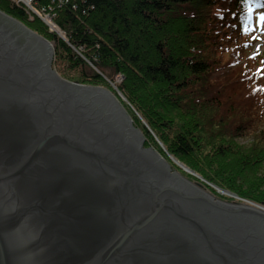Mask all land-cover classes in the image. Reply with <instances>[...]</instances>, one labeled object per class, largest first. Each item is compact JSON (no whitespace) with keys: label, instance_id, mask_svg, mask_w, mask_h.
Listing matches in <instances>:
<instances>
[{"label":"water","instance_id":"1","mask_svg":"<svg viewBox=\"0 0 264 264\" xmlns=\"http://www.w3.org/2000/svg\"><path fill=\"white\" fill-rule=\"evenodd\" d=\"M54 53L0 9V264H264V207L173 170Z\"/></svg>","mask_w":264,"mask_h":264},{"label":"trees","instance_id":"2","mask_svg":"<svg viewBox=\"0 0 264 264\" xmlns=\"http://www.w3.org/2000/svg\"><path fill=\"white\" fill-rule=\"evenodd\" d=\"M262 2L33 0L56 27L17 0L0 9L53 43L63 77L120 93L146 146L264 204V60L248 26Z\"/></svg>","mask_w":264,"mask_h":264},{"label":"rangeland","instance_id":"3","mask_svg":"<svg viewBox=\"0 0 264 264\" xmlns=\"http://www.w3.org/2000/svg\"><path fill=\"white\" fill-rule=\"evenodd\" d=\"M20 1H22V2H24L25 3V6L27 7V10H28V12H29V16H30V20H33V19H35L36 17H38V18H40L47 26H49V27H53V25L55 24V22L53 21V19H52V17L49 15V14H47V15H45V14H43L41 11H39V9H36V7L35 6H33V2H27V1H24V0H20ZM21 2V3H22ZM23 3V4H24ZM261 15L262 14H260V13H258L257 15H254V17H253V19H252V21H253V25H254V35H255V39L253 40V41H251V46H250V48H251V50L252 51H254V52H258V53H260V54H263V57H264V22H262L261 21ZM22 22V21H21ZM25 24V23H24ZM26 25V24H25ZM55 26V25H54ZM48 27V28H49ZM56 27V26H55ZM54 29V28H53ZM43 36V35H42ZM45 37V36H44ZM49 40V39H48ZM50 41V40H49ZM51 42V41H50ZM52 43V42H51ZM52 45H53V43H52ZM54 63H55V53H54V58H53V67L55 68V65H54ZM56 69V68H55ZM57 70V69H56ZM57 72H58V70H57ZM59 73V72H58ZM60 74V73H59ZM61 75V74H60ZM62 76V75H61ZM63 77V76H62ZM65 78V77H64ZM69 80V79H68ZM118 81H121L120 80V76H119V79H118ZM112 86H113V88H117L116 86H115V83H110ZM86 85H89V84H86ZM96 86V85H95ZM98 86H102V87H104V88H107V89H109V90H111L108 86H105V85H98ZM113 91V90H112ZM114 92V91H113ZM114 94L119 98V100H120V96H121V94L120 93H118L119 95H117L115 92H114ZM122 103V102H121ZM126 108V107H125ZM131 116V115H130ZM132 117V116H131ZM134 121V120H133ZM134 124H135V122H134ZM136 125V124H135ZM137 126V125H136ZM138 127V126H137ZM139 128V127H138ZM243 142L245 143V142H247V141H245V140H243ZM146 146V145H145ZM154 147V146H152V145H147L146 147ZM163 149H165V147L163 146V144H162V146H161ZM155 148V147H154ZM156 149V148H155ZM157 150V149H156ZM158 151V150H157ZM160 153V152H159ZM161 154V153H160ZM162 155V154H161ZM163 156V155H162ZM164 157V156H163ZM170 157H173V156H170V155H168V158H166V157H164L167 161H168V163L171 165V167H172V169L173 170H176V171H178V172H180L183 176H185L186 178H188L186 175H184L183 173L185 172L182 168H180L179 167V169H176V168H174L173 167V164H175L174 163V161H172V159L170 158ZM175 158V157H174ZM177 159V158H176ZM181 162V161H180ZM183 163V162H182ZM184 164V163H183ZM185 165V164H184ZM178 166V165H177ZM186 166V165H185ZM187 167V166H186ZM184 171V172H183ZM200 176V175H199ZM201 177V176H200ZM190 181H192V182H196V183H198V185L199 184H201V185H203V184H206V185H208L209 183H207V182H205L204 180H202V179H200V178H198V177H193V179H190V178H188ZM214 186H216V187H218L217 185H215V184H212V183H210L209 185H208V188H206L207 189V191H209L215 198H218V199H221V200H224V201H228V202H235V201H241V202H244V203H248L247 201H250V202H253V203H256V204H258V205H261V206H263L264 207V204H262V203H259V202H256V201H253V200H251V199H247V198H243V197H240L239 195H237L236 193H232V194H235V195H237L239 198H242L241 200H238V199H236L235 197H232V196H230V195H228V194H226V193H223L222 191H218ZM220 188V187H219ZM222 189V188H221ZM222 190H224V189H222ZM227 191V190H226ZM247 200V201H246Z\"/></svg>","mask_w":264,"mask_h":264},{"label":"built area","instance_id":"4","mask_svg":"<svg viewBox=\"0 0 264 264\" xmlns=\"http://www.w3.org/2000/svg\"><path fill=\"white\" fill-rule=\"evenodd\" d=\"M19 3H21L22 1H20V0H17ZM24 1H27V2H33V0H24ZM24 2H22L21 4H23ZM24 5H25V3H24Z\"/></svg>","mask_w":264,"mask_h":264},{"label":"bare ground","instance_id":"5","mask_svg":"<svg viewBox=\"0 0 264 264\" xmlns=\"http://www.w3.org/2000/svg\"><path fill=\"white\" fill-rule=\"evenodd\" d=\"M145 136V135H144ZM146 138V137H145ZM171 156V155H170ZM171 158V157H170ZM173 161V160H172ZM175 163V162H174ZM176 164V163H175ZM176 165H178V164H176ZM180 168H182L180 165H178ZM183 169V168H182Z\"/></svg>","mask_w":264,"mask_h":264},{"label":"snow or ice","instance_id":"6","mask_svg":"<svg viewBox=\"0 0 264 264\" xmlns=\"http://www.w3.org/2000/svg\"><path fill=\"white\" fill-rule=\"evenodd\" d=\"M261 21L264 22V16L261 17Z\"/></svg>","mask_w":264,"mask_h":264}]
</instances>
